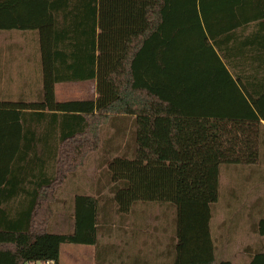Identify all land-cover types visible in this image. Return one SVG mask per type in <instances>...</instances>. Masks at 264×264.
I'll use <instances>...</instances> for the list:
<instances>
[{"label": "trees", "instance_id": "trees-1", "mask_svg": "<svg viewBox=\"0 0 264 264\" xmlns=\"http://www.w3.org/2000/svg\"><path fill=\"white\" fill-rule=\"evenodd\" d=\"M10 30L35 35L41 89L34 100L0 101V120L23 139L9 160L29 184L0 189L27 199L0 205V264H58L62 244H97L96 196H75L71 232L47 224L56 187L96 151L113 115L133 116L135 127L132 156L106 165L116 212L169 204L170 264H264V244L246 262H216L210 228L220 166L262 158L264 0H0V31ZM86 80L94 99L57 101V83ZM253 229L264 239V215Z\"/></svg>", "mask_w": 264, "mask_h": 264}, {"label": "rangeland", "instance_id": "rangeland-1", "mask_svg": "<svg viewBox=\"0 0 264 264\" xmlns=\"http://www.w3.org/2000/svg\"><path fill=\"white\" fill-rule=\"evenodd\" d=\"M4 36H7V34L0 33V41ZM10 36H13L14 40L21 38L22 43L25 39L27 41L25 51L29 56L35 53L37 41L33 33L28 32L25 37L23 34L19 35L17 33ZM30 74V87L35 91L37 85L34 77ZM55 96L57 101L94 99L96 96L95 81L57 83L55 85ZM263 153L264 146L262 147L261 162L255 167L243 165L220 166L219 199L213 205V216L210 221L216 262L221 260H229L234 263L246 262L253 251L263 247L264 239L260 238L253 229L258 219L264 215V206L257 201L258 197H264V184L261 179L259 180V173L264 174ZM121 154L127 156L133 154L131 117L109 116L104 123L99 125V145L96 151L89 153L82 164L78 165L60 185L61 203L60 206L54 204V211L60 209L61 220L66 221L69 217L71 206L66 204H70L74 195L88 194L98 198L101 213L99 221L101 223V218L105 216L107 208L111 209L113 205L112 184L109 180L106 165L112 157ZM132 213L135 219L139 221L140 230L135 234L134 239L140 247V252L137 255L131 253L128 256L143 263L170 264L174 255L172 249L174 209L167 203L138 201ZM138 246L134 244L133 248ZM65 249L76 251L79 249V245H61L60 264H73L68 253L64 252ZM111 258L117 260L114 255ZM121 258L127 260L124 256ZM78 261V264H87L82 257ZM109 262L116 263L117 261Z\"/></svg>", "mask_w": 264, "mask_h": 264}, {"label": "crops", "instance_id": "crops-1", "mask_svg": "<svg viewBox=\"0 0 264 264\" xmlns=\"http://www.w3.org/2000/svg\"><path fill=\"white\" fill-rule=\"evenodd\" d=\"M249 28L251 29L253 28V26L251 25V27ZM249 28L248 30H250ZM15 31L17 30L0 31V33L7 34V36H4L2 38V41H0V101L34 100L41 89V70L39 64V55H37V47L35 45V53L29 56V54L25 51L27 49V41L25 39H23L24 43H22L21 38L14 40L13 36L9 37V35H12L14 33H17L19 35L23 34V36L25 37L28 32ZM22 44L25 46H23ZM29 73H31L30 76L34 77L35 79V84L37 85L35 91L30 87ZM5 122L6 121L4 120H0V123L4 124L3 129H0V189L20 190L23 188L25 190L29 188L28 180L25 177L27 169L20 166L12 167V162H10L9 160L12 157V149L14 145H18L15 153L22 150L21 140L23 139L11 137L9 123L6 125ZM131 122L132 134L134 137L135 127L133 116L131 117ZM262 123L264 126V121H262ZM60 191L61 186L59 185L55 189L54 199L50 204L51 217L48 220L47 229L52 233L71 232L74 227L73 202L76 195L72 197L70 204H66L67 206H71V210L69 212V217L66 219V221H63L61 220L60 209L58 208L54 211V204L60 206L61 203ZM26 200L27 199L24 196H18L12 199L0 197V205L12 207L13 205L25 204ZM135 204H137V202L132 205L131 210L127 214L116 212L114 204L112 205L111 209H109L108 207L105 216L101 218L102 220L100 223V228L98 230L96 245L78 244L79 249H77L76 251H74L73 249H65L64 252L68 253V256L70 257L72 263L78 264V260L80 259V257L83 258V261L86 260L87 264H95L96 259L105 262L117 261L116 263L127 264L143 263L137 259H131L128 256L131 253L137 255L140 252V247L135 243L134 239V237L136 236L135 234L140 230L138 226L139 221L135 219V216L132 213ZM173 218L174 214L172 217V223ZM65 224L66 226H64ZM61 227L63 228L61 229ZM173 240L174 236L172 239V249L174 243ZM134 244L138 247L133 248ZM112 255H114V257H117V260H112ZM123 256L127 258V260L122 259L121 257ZM60 259L61 257H59L58 264H60Z\"/></svg>", "mask_w": 264, "mask_h": 264}, {"label": "built area", "instance_id": "built-area-1", "mask_svg": "<svg viewBox=\"0 0 264 264\" xmlns=\"http://www.w3.org/2000/svg\"><path fill=\"white\" fill-rule=\"evenodd\" d=\"M35 264H54V262L52 260H49V261H45V262H37Z\"/></svg>", "mask_w": 264, "mask_h": 264}]
</instances>
